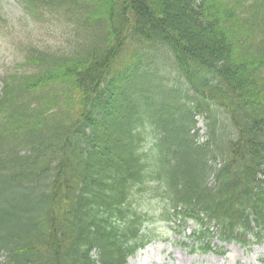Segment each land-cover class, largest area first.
<instances>
[{
	"label": "trees",
	"instance_id": "16d2710c",
	"mask_svg": "<svg viewBox=\"0 0 264 264\" xmlns=\"http://www.w3.org/2000/svg\"><path fill=\"white\" fill-rule=\"evenodd\" d=\"M23 1L69 45L0 80V264H126L159 204L200 253L260 243L264 0Z\"/></svg>",
	"mask_w": 264,
	"mask_h": 264
},
{
	"label": "rangeland",
	"instance_id": "374dc122",
	"mask_svg": "<svg viewBox=\"0 0 264 264\" xmlns=\"http://www.w3.org/2000/svg\"><path fill=\"white\" fill-rule=\"evenodd\" d=\"M60 20L45 11H38L36 16L29 10L23 0H0V80L7 75H20L30 71L33 65L24 64L27 50L64 51L68 40L63 31V23L57 28ZM66 48V49H65ZM36 56V55H35ZM34 56V57H35ZM170 60L165 53H159L157 71L168 66L164 60ZM170 67V66H168ZM164 72V71H163ZM1 88V82H0ZM201 118H197L196 128L199 130V141L205 140V128ZM154 213L145 227L151 234V241L126 264H264V243L252 244L241 248L233 243H223L213 238L212 243L223 254L209 252L202 254L190 252L194 248L189 238H184L170 229L160 219V204L154 205ZM198 229L193 224L187 225L188 233ZM172 230V231H171Z\"/></svg>",
	"mask_w": 264,
	"mask_h": 264
}]
</instances>
